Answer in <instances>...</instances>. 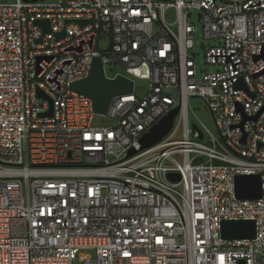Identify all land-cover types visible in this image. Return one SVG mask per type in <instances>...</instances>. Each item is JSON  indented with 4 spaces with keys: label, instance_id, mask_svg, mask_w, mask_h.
<instances>
[{
    "label": "built area",
    "instance_id": "obj_1",
    "mask_svg": "<svg viewBox=\"0 0 264 264\" xmlns=\"http://www.w3.org/2000/svg\"><path fill=\"white\" fill-rule=\"evenodd\" d=\"M97 56L107 78L133 81L104 114L69 88ZM134 78L148 82L141 95ZM189 98L204 101L216 134L190 125ZM174 108L167 134L142 147ZM238 174H260V198H236ZM225 219L255 220V237L223 239ZM240 259L264 264V0H0V264Z\"/></svg>",
    "mask_w": 264,
    "mask_h": 264
},
{
    "label": "water",
    "instance_id": "obj_2",
    "mask_svg": "<svg viewBox=\"0 0 264 264\" xmlns=\"http://www.w3.org/2000/svg\"><path fill=\"white\" fill-rule=\"evenodd\" d=\"M26 1V0H24ZM36 1V0H31ZM43 1V0H41ZM74 22L79 26L84 25L87 20L83 19H65L64 26ZM35 24L41 28L42 35L50 32L49 19H36ZM42 35L36 40L41 41ZM65 35L64 27L61 31L56 32L55 36L61 38ZM236 87L247 89L242 80L236 83ZM69 88L79 94L89 97L92 100L93 109L96 113L104 114L107 110L109 102L114 95L130 93L133 88V81L125 76L117 75L114 78H107L104 75L103 66L100 57H94L89 74L87 77L75 81L69 85ZM39 96L46 97L42 92L38 91ZM178 108L172 109L166 116L162 117L151 130L146 133L140 140L142 147H148L161 140L163 136L172 127L173 118L177 113ZM52 114V102L50 101V109L46 115ZM259 114L252 119L256 120ZM247 118L243 119V122ZM193 135L197 138H202V133L193 125ZM244 135L241 139L243 142ZM263 144H259V147ZM134 150L129 152L132 154ZM168 177L172 180H178L177 173H169ZM262 180L260 174H238L234 177V191L238 199H258L262 194ZM256 233V223L253 219H225L222 220L220 225V234L223 239H253ZM239 264H245L244 259L239 260Z\"/></svg>",
    "mask_w": 264,
    "mask_h": 264
},
{
    "label": "rangeland",
    "instance_id": "obj_3",
    "mask_svg": "<svg viewBox=\"0 0 264 264\" xmlns=\"http://www.w3.org/2000/svg\"><path fill=\"white\" fill-rule=\"evenodd\" d=\"M4 2H14L15 0H3ZM55 0H45V2L47 3H52ZM232 1V0H230ZM196 18V14L194 13L192 20L194 22L196 31H195V40H196V44L193 47L192 52L195 53V57H194V61L197 65V67L200 68H204L206 67L205 63H204V52H203V48H200V42L202 41V34H201V29H200V25L199 23L195 20ZM167 19L169 21L174 20V14L172 12L167 13ZM205 43H208V41H205ZM105 45V43L102 41L100 42V47H103ZM214 67L213 66H208V70H213ZM119 70V68L117 66H105V73L108 76H112L113 74H115L117 71ZM148 82L145 80H141L138 78H134V92L137 95H141L144 90L147 87ZM188 118H189V123L190 125L192 124H197L200 125V122H202L203 124H205V126H207V128L214 134H216V127L212 118V115L209 112V109L207 108L206 104L204 103V101L201 98H189L188 100ZM94 123L96 124H110L111 123V119L107 116H98L95 115L94 116ZM89 254L92 253V251H87Z\"/></svg>",
    "mask_w": 264,
    "mask_h": 264
}]
</instances>
